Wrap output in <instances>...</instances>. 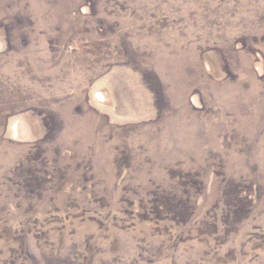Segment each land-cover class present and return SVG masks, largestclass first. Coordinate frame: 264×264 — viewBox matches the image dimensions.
<instances>
[{
    "label": "rangeland",
    "instance_id": "1",
    "mask_svg": "<svg viewBox=\"0 0 264 264\" xmlns=\"http://www.w3.org/2000/svg\"><path fill=\"white\" fill-rule=\"evenodd\" d=\"M0 264H264V0H0Z\"/></svg>",
    "mask_w": 264,
    "mask_h": 264
}]
</instances>
